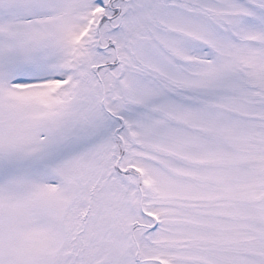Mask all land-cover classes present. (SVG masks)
I'll list each match as a JSON object with an SVG mask.
<instances>
[{"label": "snow or ice", "instance_id": "6c2138e0", "mask_svg": "<svg viewBox=\"0 0 264 264\" xmlns=\"http://www.w3.org/2000/svg\"><path fill=\"white\" fill-rule=\"evenodd\" d=\"M0 264H264V0H0Z\"/></svg>", "mask_w": 264, "mask_h": 264}]
</instances>
